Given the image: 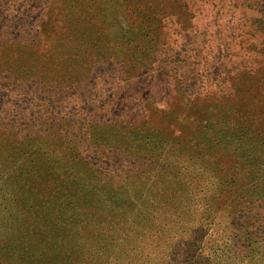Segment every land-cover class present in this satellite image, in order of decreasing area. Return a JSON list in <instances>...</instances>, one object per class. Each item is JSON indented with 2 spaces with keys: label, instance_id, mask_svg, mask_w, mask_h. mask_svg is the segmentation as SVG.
<instances>
[{
  "label": "rangeland",
  "instance_id": "1",
  "mask_svg": "<svg viewBox=\"0 0 264 264\" xmlns=\"http://www.w3.org/2000/svg\"><path fill=\"white\" fill-rule=\"evenodd\" d=\"M88 1L0 0V202L1 192L8 196L14 187L13 177L35 170L43 177L54 168L74 177L88 174V179L130 170L125 165L135 157L131 142L141 141L146 132L133 128L125 134L119 118L112 112L109 118L103 108L104 95L117 102V95L126 94L161 111V121L143 120L150 137L162 142L156 155L172 166L169 173L177 179L178 170L196 176L183 202L180 180L178 197L161 196L159 210H153L150 197L146 203L144 194L134 192L139 180L133 187L120 185L136 201L128 206L131 220L142 219L134 233L139 239L133 240L146 252L148 244L165 246L174 239L173 251H162L174 264H264L258 253L256 260L257 251L264 253V143L251 138L255 130H247L264 123V0ZM231 98L254 110L250 127L237 125L232 115L230 126L222 125L226 118H210L216 105ZM206 123L211 138L204 142L177 137L185 130L206 133ZM136 153L143 159L141 149ZM37 157L56 163L38 168L32 163ZM215 172L220 178L213 180ZM42 176L33 188L44 198L53 185ZM216 181L224 190L215 196ZM116 182L99 179L111 190H95L105 192L108 204L111 198L115 203L101 204L98 224L108 234L128 214L118 207L127 193L118 188L121 194L113 195ZM156 187L160 194L175 188L168 183ZM82 192L78 189L74 200L82 203ZM186 203L192 205L185 207L191 211L185 217L193 221V232L190 247L183 250L185 245L176 243L179 230L173 238H162L148 219L153 212L167 217L170 205L179 211ZM54 204L60 205L43 199L0 205V254L14 241L20 253H51L55 240L60 241L58 230L65 229ZM103 235L97 231L98 238ZM112 236L118 238V232ZM253 247L256 252L250 251Z\"/></svg>",
  "mask_w": 264,
  "mask_h": 264
},
{
  "label": "trees",
  "instance_id": "2",
  "mask_svg": "<svg viewBox=\"0 0 264 264\" xmlns=\"http://www.w3.org/2000/svg\"><path fill=\"white\" fill-rule=\"evenodd\" d=\"M155 1H157L158 4H161L164 0ZM88 2L94 4V0H89ZM121 2L127 3L129 1L126 0ZM261 53V55L264 56V51H262ZM104 97L105 99L103 108H106L105 110L107 111L106 113L109 114V118H112L110 116L111 112L113 113V116L115 118H119V120H117L116 122L121 126V130L125 134L128 132V130L129 133H132L133 128H141L143 129L140 130L142 133L146 132V136L142 137L141 141H130V149L134 152V156L138 157V153H136V151L141 149L143 153V159L135 157L130 158V160L128 159V165H125L131 166L130 170L125 171V173H120L117 171H114L112 173H104L102 175L96 176V179H88V177H86V175L88 174H82L74 177L73 173H64L58 169L52 168L51 170H48L46 177L42 176L44 173H40V175L44 179L48 180L51 183L48 186L53 185V189L49 191L50 197L46 193L44 198L42 197L43 194L33 188V181H35L38 177H41L37 174L40 171L35 170L34 173L20 174L19 178L13 177L11 181H13L14 187H11L10 191L7 190L8 196L5 194L4 190L1 192L4 200H1L0 205H5L6 207L9 205V203L11 204V202H15V204H25L29 202L34 203L38 202L41 199H43L45 203H48V205H50L52 202L58 201L60 207L57 204H54L57 205L54 208H58L56 212L60 213V219L63 218L65 220V229H63L64 233H62L61 228L58 230L57 234L60 236V241L58 238L55 240L51 253L45 256H42L40 254L36 255V253L32 254L31 252L20 253L18 250L20 243L16 244V242L14 241L9 247L8 251L5 250L0 254V264H40L42 260L46 261L45 264H174L171 262L170 255L165 256V254L162 253L164 248H167L168 252L173 251L171 249V246L174 244V239L171 240L169 245L165 246L163 244H158L154 247H150V245L148 244L145 246L146 252H143V250L141 249L140 242L136 243L133 240L132 237L136 238L137 240L139 239V235H135L134 233L138 232V230L140 229L142 219L138 217L136 220H131V211L133 208L128 206L136 203V201L132 200L129 197V192L126 188L119 187L120 185H124V183H133V187L135 185V181L139 180L137 183L138 187L136 188V190L134 189V192L137 191L139 193L138 196L144 194L145 200L143 201L153 204V210H159V200L161 196H166L169 193L173 196L172 198L174 199L178 197V185H176V182L180 184V182H178L180 180L181 202H183L188 195L187 189L191 184L189 181H195L194 179L196 176H188L187 174H183L182 171L180 173V171L178 170L177 173L179 175V179H177L176 176L169 173L171 169L170 167L172 166L165 163V159H163L159 155H156L159 153V148H162V142L156 136L150 137V128L145 125V121L143 119L161 121V111L155 110L153 108L148 109L145 104L138 103L137 100L131 98L126 94L117 95V102L114 100L111 94L104 95ZM99 101L100 98L98 99V102ZM208 106H210L209 103L206 105V107ZM95 107L99 109V104H95ZM215 107L217 108L216 110H211L209 112L210 118L212 117V119H216L217 122L220 120V117L221 119L226 118L227 120L225 119L222 125L230 126L231 124H233H228V122H230L231 120L229 115L233 116V118L237 122V125L242 124V122H246L249 127L251 126L250 121L255 119L253 109L241 108L237 103L234 102L233 98L228 99L219 106L216 105ZM168 113L169 112L166 111L164 115L165 119H169ZM121 118L125 121L122 122ZM257 126L258 127L255 129H246L251 132L252 130H255L254 133L249 132V135L250 133L252 134L250 135L251 138L257 141L259 140L260 143H264V123H262V125L257 124ZM207 128L208 124L206 123L203 126V130H205L206 133L197 131V133L193 134L191 131L185 130L180 131V134H177V137L186 141L200 142L201 140H203L204 142L206 139L211 138L207 134ZM97 134V131L93 129V135L95 136ZM139 135L143 136L144 134ZM213 139L214 138H212V140ZM39 157L33 159L32 161V163H38V165H40L38 166V168H49L56 163V160L52 157ZM239 159L240 158L234 159V162H239ZM121 165H123L122 162ZM157 165L159 166L157 167V169H155ZM103 175L109 179H106ZM211 176L213 180L220 178V175L216 172L211 174ZM75 179H78V181ZM99 179L105 181L108 184H112V179H116L118 187H115L113 195H117L120 193L118 188L128 195V197L124 198V195L120 193L123 200L118 205V207L123 208V210L128 213L125 216V222H114L111 227L116 228V230L110 234H108L107 230H104V228H101L98 224L100 215L103 214L100 213L102 209L101 204H108L104 200L105 192H103L102 190H98L97 192H95V190L104 188L105 191H110L111 188L105 189L106 187L100 186ZM65 180H68L67 184H63L62 181ZM167 183L175 188H173V190L171 191H166L164 194H160L157 190L154 189L157 188V185H166ZM213 184L217 185V187H215V189L212 191L214 192L213 195L216 196L219 190H224L223 185L220 183V181L213 182ZM71 185H75L78 187L73 188L70 187ZM78 189H81L83 191L82 194L85 195L84 198L81 199L82 203L74 200L77 197L76 194L78 192ZM184 192L186 195L184 194ZM147 197H150L151 200L149 201ZM110 203L111 205L115 204L112 203V198L110 199ZM170 206L171 208H168L169 210L167 212V217L156 216L157 213L153 212L152 214L154 215L149 217L148 222L154 225V228L160 232L162 238H173L174 236H176V230H179L181 233V237L180 240H178V242L176 243L185 245L183 247V250H186L191 245L190 234L191 232H193V228L191 225V222L193 221L188 220V218H186L185 216H187L188 214L191 215V211H189V209L192 205L190 203H186L183 205V208L182 205H179V211L176 210L174 205ZM185 207L189 209L187 210L185 209ZM209 210L213 211V206H210ZM183 217L184 219L180 220ZM109 220V223H111L110 216ZM202 223H200V225H202ZM122 225H124L123 229L121 227ZM98 230H100L101 233L102 231L104 232V235L101 238H98L99 236L97 237ZM116 232H118V238L112 236V234ZM41 238L42 237H39V239ZM119 238L121 239V241ZM138 245L140 246V249L138 248ZM250 251L256 252L257 250L253 247ZM257 253L260 254L264 259L263 252L257 251L256 254ZM258 254L256 260H258Z\"/></svg>",
  "mask_w": 264,
  "mask_h": 264
}]
</instances>
